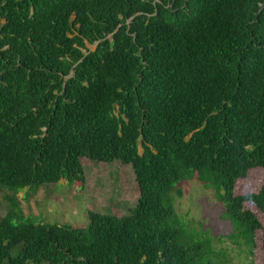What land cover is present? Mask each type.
<instances>
[{
    "label": "trees",
    "instance_id": "trees-1",
    "mask_svg": "<svg viewBox=\"0 0 264 264\" xmlns=\"http://www.w3.org/2000/svg\"><path fill=\"white\" fill-rule=\"evenodd\" d=\"M83 158L132 167L131 213L25 220L17 195L84 183ZM254 169L264 0H0V189L13 194L5 217L0 201V264H195L208 243L186 246L174 208L192 180L264 246L245 209L264 212V181L236 194Z\"/></svg>",
    "mask_w": 264,
    "mask_h": 264
},
{
    "label": "rangeland",
    "instance_id": "rangeland-1",
    "mask_svg": "<svg viewBox=\"0 0 264 264\" xmlns=\"http://www.w3.org/2000/svg\"><path fill=\"white\" fill-rule=\"evenodd\" d=\"M87 46L90 50L96 48V45ZM82 162L84 183L70 184L62 180L58 184L42 185L27 199L26 191L17 195V208H21L25 220L85 226L89 211L118 217L131 213L139 200L132 167L119 161L104 163L83 158ZM263 181L264 170L254 169L246 179L236 183V194L258 193ZM180 187L183 194L176 198L174 208L180 218L179 226L185 233L186 246L208 243L203 244L197 253L195 264H264L262 232H256L254 239L251 232L230 220L224 203L217 199L212 188L205 189L197 180L183 183ZM7 190L0 189L1 217L13 209L5 200L7 195L13 196ZM245 209L254 213L264 227V212L253 203H247ZM16 215L20 217L21 212ZM16 254L14 251L13 255Z\"/></svg>",
    "mask_w": 264,
    "mask_h": 264
}]
</instances>
